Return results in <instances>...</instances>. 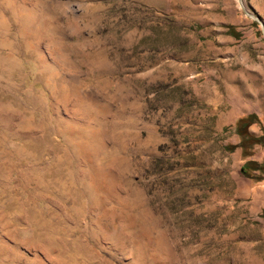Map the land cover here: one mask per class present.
Instances as JSON below:
<instances>
[{
	"label": "rangeland",
	"instance_id": "374dc122",
	"mask_svg": "<svg viewBox=\"0 0 264 264\" xmlns=\"http://www.w3.org/2000/svg\"><path fill=\"white\" fill-rule=\"evenodd\" d=\"M251 112L264 0H0V264H264Z\"/></svg>",
	"mask_w": 264,
	"mask_h": 264
},
{
	"label": "trees",
	"instance_id": "16d2710c",
	"mask_svg": "<svg viewBox=\"0 0 264 264\" xmlns=\"http://www.w3.org/2000/svg\"><path fill=\"white\" fill-rule=\"evenodd\" d=\"M260 124V120L258 116L251 112L245 114L237 119L236 126L239 131V135L241 136L240 144H238L242 149V156L249 157L252 154V149L255 144H259L260 146H264V127L261 125L262 134L258 136H253L246 133L248 126L251 124ZM241 173L248 177L253 182H258L263 179L264 174V159L262 161H257L254 159H247L243 162L241 166Z\"/></svg>",
	"mask_w": 264,
	"mask_h": 264
},
{
	"label": "water",
	"instance_id": "95a60500",
	"mask_svg": "<svg viewBox=\"0 0 264 264\" xmlns=\"http://www.w3.org/2000/svg\"><path fill=\"white\" fill-rule=\"evenodd\" d=\"M254 18H255V20H257L262 25L261 21L258 18H256V17H254Z\"/></svg>",
	"mask_w": 264,
	"mask_h": 264
}]
</instances>
